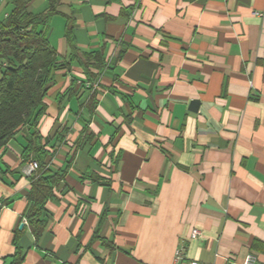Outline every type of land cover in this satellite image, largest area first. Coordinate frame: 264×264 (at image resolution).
I'll list each match as a JSON object with an SVG mask.
<instances>
[{
    "label": "crops",
    "instance_id": "0c3cea01",
    "mask_svg": "<svg viewBox=\"0 0 264 264\" xmlns=\"http://www.w3.org/2000/svg\"><path fill=\"white\" fill-rule=\"evenodd\" d=\"M69 17L88 72L53 71L37 126L63 179L36 239L25 131L0 151V264H264V0H61L65 60Z\"/></svg>",
    "mask_w": 264,
    "mask_h": 264
},
{
    "label": "trees",
    "instance_id": "16d2710c",
    "mask_svg": "<svg viewBox=\"0 0 264 264\" xmlns=\"http://www.w3.org/2000/svg\"><path fill=\"white\" fill-rule=\"evenodd\" d=\"M29 2L13 0L7 16L0 18V151L18 132L25 131L26 144L21 157L23 161H37L38 167L29 175L24 217L38 239L46 225L45 204L53 197V188L64 175V171L48 168L45 161L47 151L37 127L46 107L44 98L55 69L69 68L72 61L79 63L85 73L88 68L75 46L70 17L65 31L72 50L70 59L59 56L48 40V24L51 16L58 13L61 0H48L42 13L31 12ZM97 56L96 51L84 54L87 60L96 61ZM91 135L82 132L81 137L86 140ZM16 249L11 264H19L22 260L18 247Z\"/></svg>",
    "mask_w": 264,
    "mask_h": 264
},
{
    "label": "built area",
    "instance_id": "2783aa9c",
    "mask_svg": "<svg viewBox=\"0 0 264 264\" xmlns=\"http://www.w3.org/2000/svg\"><path fill=\"white\" fill-rule=\"evenodd\" d=\"M6 15V14H5ZM4 65V63H3ZM38 167V162L35 160H31L28 162L25 172L30 175L32 172H34ZM200 234V231L197 228H193L190 232V237H196L197 235ZM180 253V251H179ZM190 264H214V263H205V262H200L196 260H191ZM227 264H255V254L252 252L246 254L244 260L242 262H237L235 260H228Z\"/></svg>",
    "mask_w": 264,
    "mask_h": 264
},
{
    "label": "rangeland",
    "instance_id": "374dc122",
    "mask_svg": "<svg viewBox=\"0 0 264 264\" xmlns=\"http://www.w3.org/2000/svg\"><path fill=\"white\" fill-rule=\"evenodd\" d=\"M29 10L33 13H42L48 6V0H29ZM13 0H0V18L6 17L11 10ZM6 14V15H5Z\"/></svg>",
    "mask_w": 264,
    "mask_h": 264
},
{
    "label": "water",
    "instance_id": "95a60500",
    "mask_svg": "<svg viewBox=\"0 0 264 264\" xmlns=\"http://www.w3.org/2000/svg\"><path fill=\"white\" fill-rule=\"evenodd\" d=\"M22 226V224H20V227Z\"/></svg>",
    "mask_w": 264,
    "mask_h": 264
}]
</instances>
